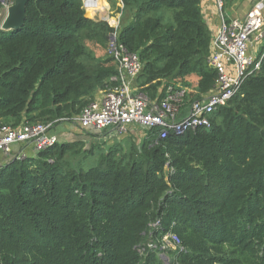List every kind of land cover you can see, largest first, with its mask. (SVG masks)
Masks as SVG:
<instances>
[{
  "label": "trees",
  "instance_id": "1",
  "mask_svg": "<svg viewBox=\"0 0 264 264\" xmlns=\"http://www.w3.org/2000/svg\"><path fill=\"white\" fill-rule=\"evenodd\" d=\"M244 1L222 0L224 17ZM201 2L109 0L117 30L82 0H31L19 30L0 18V126L78 136L0 165V264H264V59L209 129L107 143L77 120L118 85L115 33L150 102L169 87L204 101L218 72Z\"/></svg>",
  "mask_w": 264,
  "mask_h": 264
},
{
  "label": "built area",
  "instance_id": "2",
  "mask_svg": "<svg viewBox=\"0 0 264 264\" xmlns=\"http://www.w3.org/2000/svg\"><path fill=\"white\" fill-rule=\"evenodd\" d=\"M15 0H0V18L6 16ZM89 17H98L106 13V0H82ZM109 3V0H107ZM221 20L214 37V50L210 64L218 72L214 91L204 100L193 103L186 113L179 104L184 92H174L168 88V97L157 105L150 102L139 92L137 78L143 71V64L138 55L129 53L118 42L117 33L111 36V52L117 61L118 85L101 95L99 100L86 106L77 118L79 127L87 132H109L122 136L128 129L141 127L161 128L160 138H166L172 131L183 135L189 129L211 126L210 116L225 107L239 89L243 81L257 74L264 59L262 43L264 39V0H255L245 19H226L223 15V2L216 0ZM122 8V3H120ZM92 13V14H90ZM111 27L120 26L121 14L117 13ZM48 125H21L19 128L0 126V165L1 157L7 163L10 158L20 160L27 151L38 152L51 147L59 141ZM24 145V148L19 147ZM21 148L18 153L15 148ZM27 150V151H26ZM4 165V164H3ZM166 238L179 243L178 239L168 234ZM152 246V245H151Z\"/></svg>",
  "mask_w": 264,
  "mask_h": 264
},
{
  "label": "crops",
  "instance_id": "3",
  "mask_svg": "<svg viewBox=\"0 0 264 264\" xmlns=\"http://www.w3.org/2000/svg\"><path fill=\"white\" fill-rule=\"evenodd\" d=\"M201 1H202L201 4H202V10H203L205 20H206L207 24L209 25L212 33H215V31L219 27L220 20H221V15H220V12H219L218 7H217V2H216V0H201ZM254 4H255V0H245L242 4H239V5L235 6L233 9H231V11L227 15L230 19L243 20V19H245L247 13L252 9ZM103 6H104V4H103ZM105 7H107V6L105 5ZM100 97H101V95H97L96 100H99ZM187 110H188V108H187ZM67 132H69V133H67ZM75 132L76 131L73 132V130L67 129L65 131V133H63V134L70 135L69 137L71 138V140H74L78 137ZM54 134L57 135V133H54ZM118 137H121V136H118ZM111 138H114V135H112ZM20 149L21 148L16 147L14 150H15V152L18 153V150H20ZM5 163H6L5 158L1 157V165L5 164Z\"/></svg>",
  "mask_w": 264,
  "mask_h": 264
},
{
  "label": "rangeland",
  "instance_id": "4",
  "mask_svg": "<svg viewBox=\"0 0 264 264\" xmlns=\"http://www.w3.org/2000/svg\"><path fill=\"white\" fill-rule=\"evenodd\" d=\"M107 6L108 8L105 10L106 11V13L105 14H103L102 16H101V18L102 19H99L98 17H91L92 19H95V20H102V21H106V22H108V23H110V24H112L113 23V21L114 20H117V6L116 7H114L113 6V4H111V3H108L107 2V0H106V4H104V6ZM120 4H118V6H119ZM89 16V15H88ZM109 24V25H110ZM187 104H184L183 103V105H181V110L183 111V113H186V111H187V107L188 106H186ZM67 129H64L63 131H61L60 133H58L57 135L59 136V139L60 140H71V138L69 137L70 135H68V134H63V133H65V131H66ZM69 130H71L70 128H69ZM92 132V131H91ZM67 133H69V132H67ZM136 134L137 135V137H139V138H142L143 137V132H142V129L141 128H130V129H128V131H127V133L126 134H124V136H121V137H118V139H121V138H128V136H129V134ZM61 134V135H60ZM93 134L97 137V138H100V140H101V142H107V143H112V141H114V139H116L117 137H114V138H111V135H110V133L109 132H107V131H105V132H93ZM89 139V138H88ZM117 140V139H116ZM90 141V140H89ZM19 147H21V148H24L25 146L24 145H19ZM25 149V148H24ZM165 257H167V258H169L168 257V254H165V256H163V260H164V258ZM169 260H170V258H169Z\"/></svg>",
  "mask_w": 264,
  "mask_h": 264
},
{
  "label": "water",
  "instance_id": "5",
  "mask_svg": "<svg viewBox=\"0 0 264 264\" xmlns=\"http://www.w3.org/2000/svg\"><path fill=\"white\" fill-rule=\"evenodd\" d=\"M31 0H15L14 4L8 9L6 16L2 20L3 30H19L22 28L25 20V10ZM168 263V258H164Z\"/></svg>",
  "mask_w": 264,
  "mask_h": 264
},
{
  "label": "bare ground",
  "instance_id": "6",
  "mask_svg": "<svg viewBox=\"0 0 264 264\" xmlns=\"http://www.w3.org/2000/svg\"><path fill=\"white\" fill-rule=\"evenodd\" d=\"M90 14H92V13H90ZM168 263H169V259H168ZM165 264H167V263H165Z\"/></svg>",
  "mask_w": 264,
  "mask_h": 264
},
{
  "label": "clouds",
  "instance_id": "7",
  "mask_svg": "<svg viewBox=\"0 0 264 264\" xmlns=\"http://www.w3.org/2000/svg\"><path fill=\"white\" fill-rule=\"evenodd\" d=\"M3 20V19H2Z\"/></svg>",
  "mask_w": 264,
  "mask_h": 264
}]
</instances>
